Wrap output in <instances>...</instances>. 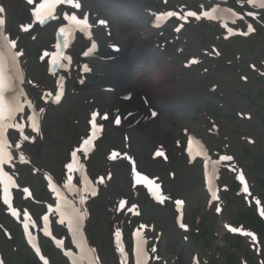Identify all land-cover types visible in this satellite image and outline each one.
I'll return each mask as SVG.
<instances>
[{
    "label": "rangeland",
    "instance_id": "1",
    "mask_svg": "<svg viewBox=\"0 0 264 264\" xmlns=\"http://www.w3.org/2000/svg\"><path fill=\"white\" fill-rule=\"evenodd\" d=\"M23 1L28 2L0 0L3 8L0 15L8 40L15 41L13 51L22 53L17 58L24 74L22 99L26 97L40 113V109L44 111L39 140V133L32 130V121L27 119L29 111L23 115L17 113L14 121L24 126L28 140L10 126L13 121L3 122L14 165H6L4 169L18 185L9 189L10 208L3 203L4 183L0 182V260L3 264H43L27 242L29 234L36 237L41 255L49 264H69L66 250L81 253L74 228L69 229L65 222L61 224V217L55 212L59 199L45 181L43 169L65 186L68 177L76 175L66 170V165L71 163L78 169L84 167L85 161L89 171L80 181L90 180L94 185L103 178L105 183L100 188L99 208L92 204L95 211L87 229L101 264H137L133 247L140 232L149 247L150 264H264V226L253 228L241 221L244 210L252 209L260 214L264 209V0H77L85 6L81 10L83 15L89 10L99 18L110 17L107 21L111 22L112 34L109 28H98L89 13L93 24L90 32L95 37L87 38L84 43V38L76 34L74 61L69 71H59L52 77L50 62L44 53L54 49L56 27L66 21L61 14L60 22L36 25V28L31 24L32 29L24 31L23 36L20 30L25 24L17 26L29 15L28 7L22 9ZM214 8L221 9L224 17L203 16L204 11L211 12ZM67 9L61 7V11ZM169 11L178 13L179 17H186L188 11L201 16L200 19L166 17L155 40L164 41L166 48L169 47L165 48L172 53L168 61L175 65L180 78L210 91L196 106L180 104L177 108L182 105L181 110L171 112L162 107L153 124L142 125L140 114L129 111L128 107L114 111L99 102L104 96L111 101L116 98L107 93L108 82L101 77L105 62L86 57L84 53L92 40L99 44V49L106 50H110L111 42L120 44L122 49L126 40L138 42L149 22ZM249 25L254 29L251 33ZM192 59L199 62L186 66ZM84 65L89 71L82 74ZM58 76L64 81L61 99L45 102L56 91ZM93 112L99 113L100 137L84 155L80 149L83 140L91 135ZM104 114L107 120L102 119ZM117 114L121 118L119 125L114 123ZM213 122L216 131L212 129ZM209 130L212 134L207 133ZM191 136L207 148L205 159L216 164L214 189L204 185L205 159L187 151ZM73 152L77 153L75 158ZM157 152L163 155H156ZM21 153L28 160L21 162ZM223 155L233 159L222 161ZM33 163L41 167L42 173L33 170ZM136 173L154 181L163 203L150 194L147 186L136 183ZM241 174L243 183L239 179ZM132 178L135 184L130 183ZM74 181L78 185L76 178ZM24 188L30 196L25 195ZM120 199L127 203L126 209L119 208ZM131 205L136 207L137 216L125 212L128 207L133 208ZM13 209L18 215H12ZM45 215L49 216V236L43 232L41 218ZM25 223L29 225L27 231ZM232 228L237 231H231ZM117 232L125 247L123 253L112 247L114 239L118 240ZM248 232L256 239L244 235ZM53 240L62 241V247L56 248Z\"/></svg>",
    "mask_w": 264,
    "mask_h": 264
},
{
    "label": "snow or ice",
    "instance_id": "2",
    "mask_svg": "<svg viewBox=\"0 0 264 264\" xmlns=\"http://www.w3.org/2000/svg\"><path fill=\"white\" fill-rule=\"evenodd\" d=\"M28 3L30 5H33V11H32V16L40 22H43L41 19V15H42V11L43 10H47L49 13V18H55L52 16V12L55 10L56 6L58 4L61 3H67L69 6L79 10L81 5L79 3H74L73 0H37L36 4H33V0H28ZM203 7V6H202ZM213 11H216V9H214ZM3 12V8H0V13ZM249 15H252V13H249ZM173 16H177L178 18H184L186 19V17H195L196 19H200L201 16L198 15L196 12L194 11H188L186 13V17H179V14L176 12H167L162 14L161 16H158L156 18V22L154 24V26L156 27H160V23L159 21L164 19L165 17H173ZM203 16L207 17L209 19L212 18V15L210 12L208 11H204L203 12ZM63 19L68 21L69 24L77 29L78 31H80L81 33H88L89 29H90V25H89V21H88V17L87 14H85L83 19L78 18V16L76 14H68L67 12H64L63 14ZM99 24L102 25H106V21L104 20H99L98 21ZM4 24V20L2 18H0V28H2ZM23 31H28V27H22ZM177 31H179L180 29L177 28ZM228 31H232L231 29H228ZM252 31H254V29L252 28L251 25L248 26V32L251 33ZM61 34H63L65 32L64 28L60 29ZM90 38V36H89ZM67 46V42L66 45ZM16 44L15 41H9L7 39L6 36H4L3 32L0 31V182L4 183V198H3V203L8 205L11 208V202L9 200V186L13 185V179L11 176H9V174L7 172L4 171V167L6 165H12V160H13V156L10 154V150H11V145L8 144L7 142H5L3 140V127H4V121L5 120H11L13 121V123L10 125L11 127H15L21 134V137L24 140H28L29 137L24 135V126L21 124H16L15 121V117L16 114L19 113L21 115L24 114V108H25V103H23L20 99V96L22 95V93H17L14 95H9V93H13L15 90L13 88V70L16 66L17 63V58L19 55H22V53H17L15 51H13V49H15ZM97 45L93 42L91 44V49L90 51L94 52L96 50ZM90 52L86 51L84 53V55H89ZM49 53L45 52L44 56H48ZM43 58V57H42ZM61 60H66L69 61L70 63V57L68 56H62L59 54H55L52 55V64L56 65L59 64ZM199 61L196 59H192L188 65L186 66H190L191 64H195L198 63ZM82 70L84 72L89 71L88 67L86 65H84L82 67ZM17 79H20V77H17ZM246 79V78H245ZM22 79H21V83H22ZM58 88H61V86L58 85ZM62 91V88H61ZM131 97L126 96L125 99H130ZM61 99L60 95L56 96V102H59ZM27 107L29 109H31L33 115L32 116H28L27 119L33 121L31 128L33 131H39V128L37 127V124L35 122V116L34 113L36 111V109L33 107V105L28 102L27 103ZM41 112L44 111V109H40ZM153 116L156 115L155 112L152 113ZM99 116L98 112H93L92 116H91V121H90V125H91V129H92V139H84L83 140V148L80 149V151L84 154L87 155V150L89 148V146H91L93 144V139H95L96 137V131L98 130V125L96 123L97 118ZM102 119L107 120L108 116L107 114H104V116L102 117ZM114 123L116 125H119L121 123V118L119 117V115L117 114ZM102 128V126H100ZM191 141H189V151H191ZM17 150H19V145L16 146ZM76 152L72 153L73 158H75L76 156ZM115 153H113V157H115ZM156 155H163V153L161 152H157ZM19 159L21 162H25V157L23 155V153L20 154ZM233 157L229 156V155H223L220 157V160L222 161H230L232 160ZM14 166V165H12ZM66 167L68 168V170L71 172L73 169V166L71 163L67 164ZM135 179H136V183L137 184H144L146 185L150 191H153V194L156 195V198L158 200H160L161 203H163V197L160 196L158 194V192L155 190L154 188V181L149 179L148 176H144V175H140L139 173L135 174ZM240 181L243 183L244 182V176L241 174L239 177ZM100 182H103V178H100ZM65 187L67 188H71L72 187V177L69 176L68 177V183L65 185ZM23 191L25 193L28 192L27 188H24ZM52 191L53 192H57L58 189L55 186H52ZM244 192L247 193L248 192V187L245 185L244 187ZM96 193L93 192L92 195H95ZM213 198H216L215 193H213ZM59 199V197H58ZM85 202V198L83 195L80 196L79 199V203L83 204ZM177 203H181L180 201H177ZM123 204V202H122ZM257 204H259V201H257ZM52 206L49 205V211H52ZM220 211V208H217V212ZM55 212L59 213L60 216L62 217L60 220V223L63 224L64 223V219L63 217L65 215H68L69 220H68V227L69 229L72 228L73 226V222L75 221L77 224L79 223V219L81 218V209H79L78 207L75 206V203L72 201H67V200H63L61 203L57 204L56 208H55ZM261 215H264V209L261 210ZM12 215L16 216L18 215L17 211L15 209H13L12 211ZM25 217H27V213H25ZM43 221H44V234L45 235H50L49 231H48V222H49V216L45 215L43 216ZM181 227H185L183 224H181ZM29 228V225L27 223L24 224V229L25 231H27V229ZM231 231L236 232L237 229L232 228ZM137 235H139V233H137ZM244 235H248L251 236L253 238V240L256 239V237L248 232V233H244ZM116 237L117 239H119L120 237V233L117 232L116 233ZM29 242L31 243L32 241V236L31 234H29L28 236ZM57 246H61L63 245L62 241L57 240L56 241ZM33 247L35 248L36 251V255L39 256L40 260L43 261V264H49L48 260H46L44 258L43 255H41L40 252V248L36 247L35 245H33ZM77 247L80 248L81 246L79 244H77ZM89 252H93V249L89 248L88 249ZM156 251L155 248L152 249V252L154 253ZM81 253L83 254V249H81ZM67 256L73 257V264H83V260L81 259V261H77L74 254L72 252H66L65 253ZM95 256L93 255L92 259H89L87 261V264H95ZM0 264H3V261L0 260ZM137 264H142L141 261L137 260Z\"/></svg>",
    "mask_w": 264,
    "mask_h": 264
},
{
    "label": "bare ground",
    "instance_id": "3",
    "mask_svg": "<svg viewBox=\"0 0 264 264\" xmlns=\"http://www.w3.org/2000/svg\"><path fill=\"white\" fill-rule=\"evenodd\" d=\"M79 4L81 5V3ZM46 17L47 10H43L41 15L42 21ZM95 17L97 18L99 15H95ZM139 25L144 26V23H140ZM110 26V21L106 25L99 24V27L102 29H107ZM74 30L75 28L72 27L70 32H74ZM158 31V27L149 22L148 28L138 42L126 40L123 44L122 52L110 54L106 49L97 52L103 58L112 62V64L104 68L103 78L108 82L105 84L107 93L114 94L116 98V101H111L110 97L104 96L99 102L114 111H118L124 106L128 107L131 112H136L139 109L142 116V125L154 123L149 111L156 113V109L161 107L170 112L179 111L184 104H197L201 97H204L209 92L206 89L203 91L201 86L197 84H189L186 79L180 78L177 70L175 71V65L168 61L171 59L172 53L165 51L166 44L164 41L155 40ZM59 38H61L60 44L52 55L68 56L65 55V51L70 49L72 40L70 38H73V35L68 34L65 30L63 37ZM66 42L67 46H65ZM118 47L120 48L119 45ZM166 49L168 50L169 47ZM64 62L66 61L61 60L56 65H53L51 62V74H54L56 68L61 64H63L62 68L65 67L66 64ZM133 65H138L139 74L137 70L133 71L131 69ZM135 75L137 76L135 77ZM138 80H140V83L137 85L136 82ZM57 95H59L58 90L48 98L56 99ZM126 96L131 98L125 99ZM179 103L182 105L180 108H177L180 105ZM112 104L114 105L112 106ZM212 129L214 131L217 129L214 123Z\"/></svg>",
    "mask_w": 264,
    "mask_h": 264
},
{
    "label": "trees",
    "instance_id": "4",
    "mask_svg": "<svg viewBox=\"0 0 264 264\" xmlns=\"http://www.w3.org/2000/svg\"><path fill=\"white\" fill-rule=\"evenodd\" d=\"M253 225L255 224V223H252Z\"/></svg>",
    "mask_w": 264,
    "mask_h": 264
}]
</instances>
